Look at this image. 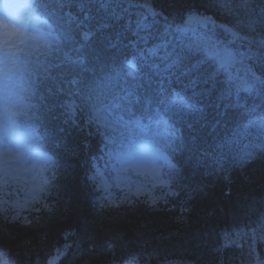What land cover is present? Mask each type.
<instances>
[{
    "label": "snow or ice",
    "instance_id": "obj_1",
    "mask_svg": "<svg viewBox=\"0 0 264 264\" xmlns=\"http://www.w3.org/2000/svg\"><path fill=\"white\" fill-rule=\"evenodd\" d=\"M111 3L112 0H55L60 9L75 6L77 12L62 13L49 23L48 19H41L48 6L45 0H0V220L31 226L45 213L56 215L58 201L50 193L60 164L55 154L48 156L40 151L44 138L34 124L26 123L38 119L37 109L46 110L52 118H56L55 110L69 127L81 132L89 127L95 130L89 136L102 137L104 150L97 159L104 162L103 166L94 165L93 174L88 177L99 193L96 203L101 209L138 203L155 207L178 197L179 173L170 157L186 149L191 153L190 160L205 165L210 160L213 171L221 173L228 171L229 162L243 168L257 155H264V128L259 130L261 142L256 144L242 143L249 135L248 126L220 143L208 147H204L206 141L197 144L201 139L197 129L206 120L200 105L213 96L218 86L228 85L221 97L232 96L233 90L239 96L240 92L256 91L258 86L264 89V73L257 75L245 66L243 79L233 74L240 54L231 46L236 42L249 46L254 43L239 34L242 21L237 18L231 26L218 24L195 6L183 13L165 15L150 3L136 5L145 12L137 13L135 39L124 46L132 49L131 58L125 57L119 65L115 60L101 63L97 48H117L107 30L113 26L112 20L121 17L113 13L98 18L91 6L99 4L97 13L106 12ZM207 8L234 17L237 12H248L249 3L213 0ZM259 15L264 18V10ZM259 22L249 19L248 29L254 31ZM255 43L264 47V39ZM68 45L74 46L70 49L77 54L74 59L64 52ZM61 54L64 60L56 63ZM65 61L73 66L75 78L52 75L51 70L61 68ZM221 75L223 81L219 79ZM172 96L180 99L169 100ZM33 98L37 99L36 104L32 103ZM145 137L160 147L146 154L137 144L138 139ZM37 172L42 181L35 184ZM46 172L51 175L45 176ZM113 188L123 193L119 200L114 197ZM180 211L188 209L182 206ZM256 231L253 229L247 255L242 251L241 259L264 264L257 251ZM259 231H264V225ZM64 235L68 240L74 234ZM234 235L239 237L242 233ZM224 237L225 247L236 246L233 234L225 233ZM118 240L115 237L106 241L104 247L114 251ZM71 247L66 242L49 249L46 264H60ZM239 247L243 250V244ZM139 259L140 254L130 253L121 261L137 264Z\"/></svg>",
    "mask_w": 264,
    "mask_h": 264
},
{
    "label": "trees",
    "instance_id": "obj_2",
    "mask_svg": "<svg viewBox=\"0 0 264 264\" xmlns=\"http://www.w3.org/2000/svg\"><path fill=\"white\" fill-rule=\"evenodd\" d=\"M126 1L139 5L150 3L156 10H163L165 15L183 13L195 6L205 15L212 16L218 24L229 26L235 24L238 18L243 22L237 29L239 34L254 43L249 46L236 42L231 46L233 51L240 54L233 74L243 79L245 66L257 75L264 73V47H258L255 43L264 39V18L259 15L264 10V0H248L249 11L237 12L234 17H227L215 8L206 10L213 0ZM45 2L47 9L41 11H44L42 16L49 23H53L62 13L77 12L75 6L60 9L55 0ZM91 7L98 18L113 13L121 17L120 20H112L113 26L107 30L111 42L117 48H97L96 55L100 57L101 63L115 60L119 65L125 57L131 58L132 49L124 46L135 39L138 16L118 0H112L106 12L100 10L97 13L99 4ZM249 19L260 20L254 26V31L247 27ZM147 20L151 23L152 17H147ZM73 47L68 45L64 49L71 59L77 55L70 50ZM63 60L61 54L60 60L55 62ZM51 72L52 75L66 74L69 80L75 78L73 66L67 61L61 68H53ZM219 79L223 81L225 78L221 75ZM226 87L227 84L218 86L213 96L200 105L206 120H202L203 126L197 129L201 137L197 144L206 141L204 147H208L231 139L236 131L243 132L244 126H248L249 135L242 143H260L259 130L264 128V89L258 86L256 91L240 92L239 96L233 90L232 96L221 97L220 93ZM177 99L180 98L169 97V100ZM37 102L36 98L32 99L33 104ZM215 105H219V108ZM36 111L38 119L26 123L35 125L44 138L41 148L50 156L55 154L54 158L60 164L55 187L50 193L58 201L57 212L54 217L43 214L31 226L0 220V264H38V261L39 264H46L49 249L66 242L72 247L60 264H122L121 258L130 253L140 254L137 264H250L241 256L242 251L243 255H247L253 229H257L256 236L259 238L257 251L264 259V231H259V227L264 225V155H257L243 168L233 167L229 162L226 165L228 171L221 173L213 171L210 160L206 165L197 163L195 159L190 160L191 153L186 149L170 157L179 173L180 187L176 189L178 197L169 198L167 204L159 202L155 207L138 203L134 206L122 204L101 209L96 203L99 193L88 177L93 174L94 165L103 166L104 162L97 159L104 150L102 137L95 134L89 136L90 131H95L89 127H85L83 132L69 127L55 110L53 116L56 118L49 117L46 110ZM183 134L187 137V130ZM200 151L203 152V148ZM45 174L49 176L51 172ZM225 175L228 176L227 180ZM37 181L34 183L38 184ZM112 192L117 200L123 195L116 188ZM156 194L159 195L158 192ZM182 206L188 211L182 213ZM36 215L33 213V216ZM66 232L74 235L66 240ZM225 233L233 234L236 246H224L227 243ZM235 233L242 235L237 237ZM115 237H119L115 250H107L105 242ZM240 244H243V250Z\"/></svg>",
    "mask_w": 264,
    "mask_h": 264
},
{
    "label": "rangeland",
    "instance_id": "obj_3",
    "mask_svg": "<svg viewBox=\"0 0 264 264\" xmlns=\"http://www.w3.org/2000/svg\"><path fill=\"white\" fill-rule=\"evenodd\" d=\"M20 2H31V0H20ZM151 139L148 137L137 140L138 145H142L141 150L146 154H150L152 150L158 148L154 143L150 142Z\"/></svg>",
    "mask_w": 264,
    "mask_h": 264
}]
</instances>
